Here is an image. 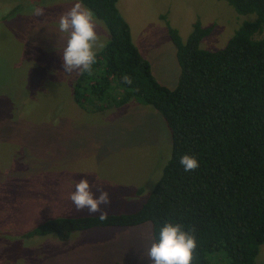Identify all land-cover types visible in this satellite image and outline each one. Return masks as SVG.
Instances as JSON below:
<instances>
[{
	"label": "rangeland",
	"instance_id": "1",
	"mask_svg": "<svg viewBox=\"0 0 264 264\" xmlns=\"http://www.w3.org/2000/svg\"><path fill=\"white\" fill-rule=\"evenodd\" d=\"M76 2L0 0V264H152L150 222L94 227L66 240L54 234L23 237L49 218L100 214L76 212L68 199L84 177L109 192L111 204L102 206L107 214L139 210L171 155L170 129L152 106L133 98L119 108L90 112L74 100L80 73L64 71L68 34L58 21ZM34 5L44 15L35 16ZM118 5L156 78L171 89L181 72L171 28L186 41L200 22L211 28L201 46L216 50L255 16L238 14L224 0ZM94 23L97 43L105 46L110 32L104 21L95 17ZM257 264H264V245Z\"/></svg>",
	"mask_w": 264,
	"mask_h": 264
},
{
	"label": "trees",
	"instance_id": "2",
	"mask_svg": "<svg viewBox=\"0 0 264 264\" xmlns=\"http://www.w3.org/2000/svg\"><path fill=\"white\" fill-rule=\"evenodd\" d=\"M80 1L104 21L110 38L91 74L78 76L74 100L90 112L119 108L133 98L152 106L170 129L171 155L139 210L107 214L103 221L100 214L53 217L23 237L66 240L94 227L150 222L156 242L170 222L195 235L191 264H257L264 245V0H224L238 14L255 16L220 49L201 46L211 28L200 22L186 41L171 28L181 68L174 89L156 78L118 0ZM184 154L199 167L186 172L179 163Z\"/></svg>",
	"mask_w": 264,
	"mask_h": 264
},
{
	"label": "clouds",
	"instance_id": "3",
	"mask_svg": "<svg viewBox=\"0 0 264 264\" xmlns=\"http://www.w3.org/2000/svg\"><path fill=\"white\" fill-rule=\"evenodd\" d=\"M32 12L35 16H42L44 8L34 5ZM94 19V13L79 0L60 15L59 30L68 34L62 57L65 73L91 74L97 58L94 49L104 47L103 44L97 43ZM122 79L126 84L132 83L131 77L127 74H124ZM179 163L186 172L199 167L197 159L188 154L182 155ZM68 199L71 200L76 212L87 210L89 214L100 213L99 219L102 221L107 219V212L102 206L110 205L111 197L102 184L97 186L87 177L81 178L75 182V190L69 194ZM196 248V237L192 230L185 231L181 224L166 222L159 229L158 241L153 242L147 250V257L152 264H191Z\"/></svg>",
	"mask_w": 264,
	"mask_h": 264
},
{
	"label": "crops",
	"instance_id": "4",
	"mask_svg": "<svg viewBox=\"0 0 264 264\" xmlns=\"http://www.w3.org/2000/svg\"><path fill=\"white\" fill-rule=\"evenodd\" d=\"M138 193H140V192H138Z\"/></svg>",
	"mask_w": 264,
	"mask_h": 264
}]
</instances>
